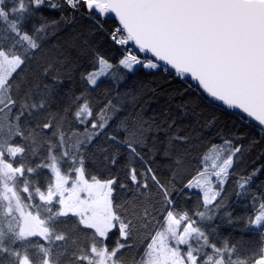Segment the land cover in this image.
Here are the masks:
<instances>
[{
    "label": "snow or ice",
    "instance_id": "1",
    "mask_svg": "<svg viewBox=\"0 0 264 264\" xmlns=\"http://www.w3.org/2000/svg\"><path fill=\"white\" fill-rule=\"evenodd\" d=\"M0 264H264V0H0Z\"/></svg>",
    "mask_w": 264,
    "mask_h": 264
},
{
    "label": "trees",
    "instance_id": "2",
    "mask_svg": "<svg viewBox=\"0 0 264 264\" xmlns=\"http://www.w3.org/2000/svg\"><path fill=\"white\" fill-rule=\"evenodd\" d=\"M159 103H160L161 105H163L164 102H163V101H160ZM209 155H210V154H209Z\"/></svg>",
    "mask_w": 264,
    "mask_h": 264
},
{
    "label": "rangeland",
    "instance_id": "3",
    "mask_svg": "<svg viewBox=\"0 0 264 264\" xmlns=\"http://www.w3.org/2000/svg\"><path fill=\"white\" fill-rule=\"evenodd\" d=\"M210 154V153H209Z\"/></svg>",
    "mask_w": 264,
    "mask_h": 264
}]
</instances>
